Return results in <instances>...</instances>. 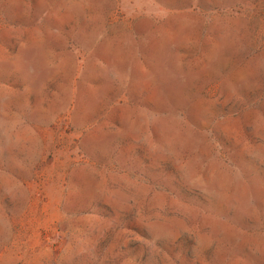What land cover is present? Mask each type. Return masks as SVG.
I'll list each match as a JSON object with an SVG mask.
<instances>
[{
  "label": "rangeland",
  "instance_id": "374dc122",
  "mask_svg": "<svg viewBox=\"0 0 264 264\" xmlns=\"http://www.w3.org/2000/svg\"><path fill=\"white\" fill-rule=\"evenodd\" d=\"M0 264H264V0H0Z\"/></svg>",
  "mask_w": 264,
  "mask_h": 264
}]
</instances>
